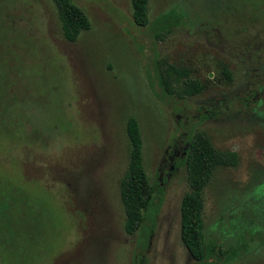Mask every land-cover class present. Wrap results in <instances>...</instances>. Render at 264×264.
I'll list each match as a JSON object with an SVG mask.
<instances>
[{
	"label": "rangeland",
	"instance_id": "rangeland-1",
	"mask_svg": "<svg viewBox=\"0 0 264 264\" xmlns=\"http://www.w3.org/2000/svg\"><path fill=\"white\" fill-rule=\"evenodd\" d=\"M72 1L90 26L68 41L51 0H0V98L31 129L23 148L0 135L24 164L0 151V185L27 201L0 231V264H264V0H148L144 26L129 0ZM157 61L206 88L166 94ZM129 115L153 190L132 234L119 199ZM196 130L237 155L201 191V261L178 234Z\"/></svg>",
	"mask_w": 264,
	"mask_h": 264
},
{
	"label": "trees",
	"instance_id": "trees-1",
	"mask_svg": "<svg viewBox=\"0 0 264 264\" xmlns=\"http://www.w3.org/2000/svg\"><path fill=\"white\" fill-rule=\"evenodd\" d=\"M51 1L55 5L66 40L74 41L80 31L89 28L87 17L72 0ZM129 2L132 22L137 26L146 25L148 0H129ZM156 63L159 83L166 94L180 98L200 93L206 88L205 84L196 78L188 67L165 61ZM26 127L31 134L26 116L14 113L8 105H4L0 98V135H3L1 138L17 143L16 137H19L21 143L17 147H27L29 134ZM124 133L128 141V159L126 169L119 181V199L124 212V231L132 234L142 224L143 211L152 199L153 190L143 164L140 128L133 115L125 119ZM12 147L5 144V148L0 151L4 155L5 152L8 154L10 162H17L23 166V160L20 157L17 158V153L14 157L11 156ZM183 150L187 190L179 199L178 234L180 243L191 258L201 261L204 257L201 191L216 168L235 166L237 155L234 151L217 150L208 136L200 130L194 131L189 140L185 141ZM1 193L3 199L0 200V231L3 232L2 235L6 233L11 235L14 232L13 227L18 226L17 222L24 219L21 217L18 220L17 216L15 219L12 209L16 208L15 205L18 203L19 209L16 208L18 211L14 210L24 215L26 196L4 185H0ZM3 195L10 197H3ZM22 229L24 230V227Z\"/></svg>",
	"mask_w": 264,
	"mask_h": 264
}]
</instances>
